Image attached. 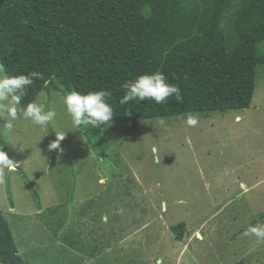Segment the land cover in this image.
Listing matches in <instances>:
<instances>
[{
	"label": "rangeland",
	"instance_id": "1",
	"mask_svg": "<svg viewBox=\"0 0 264 264\" xmlns=\"http://www.w3.org/2000/svg\"><path fill=\"white\" fill-rule=\"evenodd\" d=\"M34 102L57 112L47 129L21 115L6 132L0 119L17 163L0 212L28 264H264V242L243 235L264 224L263 64L249 107L195 115L194 127L179 115L112 122L105 155L74 130L59 92ZM56 132L62 152L48 148ZM181 221L177 240L169 227Z\"/></svg>",
	"mask_w": 264,
	"mask_h": 264
},
{
	"label": "trees",
	"instance_id": "2",
	"mask_svg": "<svg viewBox=\"0 0 264 264\" xmlns=\"http://www.w3.org/2000/svg\"><path fill=\"white\" fill-rule=\"evenodd\" d=\"M263 42L264 0H0L6 75L44 73L18 107L42 91L64 98L103 89L111 92L112 122H127L129 130L154 117L204 118L249 107L256 68L264 65ZM156 71L179 86L182 101L173 96L163 105L120 104L125 82ZM80 131L87 146L103 155L108 127ZM169 229L182 240L185 223ZM0 264H28L1 212Z\"/></svg>",
	"mask_w": 264,
	"mask_h": 264
},
{
	"label": "clouds",
	"instance_id": "3",
	"mask_svg": "<svg viewBox=\"0 0 264 264\" xmlns=\"http://www.w3.org/2000/svg\"><path fill=\"white\" fill-rule=\"evenodd\" d=\"M43 76L44 73L39 71L7 76L5 65L0 63V119L5 121L3 127L6 132L14 130V122L21 115L42 129H47L56 120V110L46 109L44 104L30 102L22 111L18 109L34 81L43 79ZM122 88L124 89V95L120 99L122 105L145 100L163 105L173 96L177 102L183 99L179 86L169 83L166 76L160 71L140 75L132 81L125 82ZM110 96L111 92L103 89L88 93L73 91L65 95L63 104L67 114L71 117L74 130H80L81 126H91L103 132L112 123L115 114L109 103ZM197 123L198 117L194 115H190L186 119V124L189 127H194ZM64 138L65 132H56V139L48 145L49 150L62 152L60 142ZM152 152L156 154L158 148L153 146ZM16 169L17 163L8 156L3 148H0V181H2L5 172L13 173ZM243 235L254 236L258 243L264 242V224L250 225Z\"/></svg>",
	"mask_w": 264,
	"mask_h": 264
},
{
	"label": "bare ground",
	"instance_id": "4",
	"mask_svg": "<svg viewBox=\"0 0 264 264\" xmlns=\"http://www.w3.org/2000/svg\"><path fill=\"white\" fill-rule=\"evenodd\" d=\"M199 238H200V235H199Z\"/></svg>",
	"mask_w": 264,
	"mask_h": 264
},
{
	"label": "water",
	"instance_id": "5",
	"mask_svg": "<svg viewBox=\"0 0 264 264\" xmlns=\"http://www.w3.org/2000/svg\"><path fill=\"white\" fill-rule=\"evenodd\" d=\"M199 236V234H197Z\"/></svg>",
	"mask_w": 264,
	"mask_h": 264
}]
</instances>
